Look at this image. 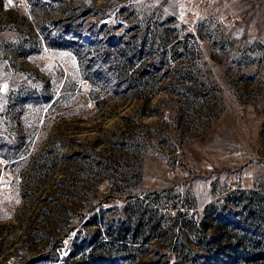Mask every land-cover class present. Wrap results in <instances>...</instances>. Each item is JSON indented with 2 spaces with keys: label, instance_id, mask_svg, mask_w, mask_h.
<instances>
[{
  "label": "rangeland",
  "instance_id": "rangeland-1",
  "mask_svg": "<svg viewBox=\"0 0 264 264\" xmlns=\"http://www.w3.org/2000/svg\"><path fill=\"white\" fill-rule=\"evenodd\" d=\"M104 241L264 264V0H0V264Z\"/></svg>",
  "mask_w": 264,
  "mask_h": 264
},
{
  "label": "trees",
  "instance_id": "trees-1",
  "mask_svg": "<svg viewBox=\"0 0 264 264\" xmlns=\"http://www.w3.org/2000/svg\"><path fill=\"white\" fill-rule=\"evenodd\" d=\"M121 53L122 52L117 51L116 54L119 55V59H121V61H122L123 58L121 57ZM117 60L118 59L116 58L115 62H117ZM123 62L125 64H127V61H123ZM138 219H139V222H141V223L145 221V219L141 215L139 216ZM137 227H136V230L138 231ZM106 232H107V236H109L111 238V240L113 239L115 241H117L118 239H121L124 236V234L126 233L125 229L122 230L120 227L113 229V231H106ZM150 232H151V234L157 235L158 234V227L152 228L150 230ZM89 246L92 247L93 243L92 242L89 243V245H87L86 247H89ZM82 248H84V247H82ZM97 251L100 252L99 255L96 254ZM126 255H127L126 253H120L119 250H116L115 248H113V246H111V242L104 241L102 244L98 245V247L96 249H94V247H92V249L86 254H81V255H79L77 253L69 254V256L66 259H68V260L73 259L70 264H117L115 259L118 256H121L124 259L123 263L126 264L128 262V258ZM77 256H79V257H77ZM75 257H76V259H74ZM181 260H182L181 264H195V261L191 260V259L187 260L186 258H184V259L181 258ZM212 262H214V261L208 260L207 264H210ZM141 264H144V263H141Z\"/></svg>",
  "mask_w": 264,
  "mask_h": 264
}]
</instances>
